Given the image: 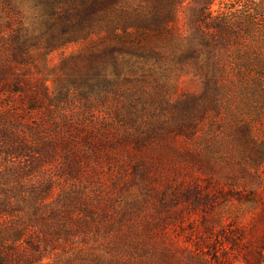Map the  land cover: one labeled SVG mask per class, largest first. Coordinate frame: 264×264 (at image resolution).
<instances>
[{
	"label": "rangeland",
	"instance_id": "1",
	"mask_svg": "<svg viewBox=\"0 0 264 264\" xmlns=\"http://www.w3.org/2000/svg\"><path fill=\"white\" fill-rule=\"evenodd\" d=\"M127 6L154 10L155 0ZM51 9L46 0H0V16L36 36L55 18ZM171 16L169 35L157 41L160 60L135 71L133 58L123 62L118 53L116 66L102 67L104 89L89 96L66 93L65 72L110 42L99 43L103 30L53 49L29 48L28 62L15 69L50 94L61 86V98L72 97L64 108L31 111L21 94L0 93V129L19 132L33 150L24 157L4 152L0 138V198L20 176L23 190L12 189L31 208L33 192L46 190L32 180L50 178L45 215L63 202L58 195L86 186L115 219L96 236L72 219L68 236L51 220L45 236L73 248L57 244L43 264H264V0H177ZM8 33L1 26L0 67L8 62ZM128 131H142V143ZM83 135L93 137L90 144ZM61 142L69 150L81 145L76 154L87 158L77 179L68 177ZM47 152L52 161L42 160ZM130 158L139 159L141 172L134 174ZM8 231L1 223V241L11 239Z\"/></svg>",
	"mask_w": 264,
	"mask_h": 264
},
{
	"label": "trees",
	"instance_id": "2",
	"mask_svg": "<svg viewBox=\"0 0 264 264\" xmlns=\"http://www.w3.org/2000/svg\"><path fill=\"white\" fill-rule=\"evenodd\" d=\"M46 1L52 5L53 9L50 10L49 14L55 16V18L48 25V29L39 36L29 33L26 28L19 27L18 24L13 22V18L9 14L5 17L0 16V30L1 26L5 24L10 32L6 34L5 38L8 62L0 67V80H2L0 81V93L21 94L31 111H36L38 108H45L46 110L58 107L64 108L70 103L72 97L70 98L66 94L65 97L61 98V86L54 90L55 93L50 94L45 85L32 84L29 79L18 74L15 66L17 63L24 64L28 62L29 48L42 46L44 49H53L71 41L84 39L96 29L103 30V36L99 43H105V37L109 38L110 42L100 49H92L89 53L80 57L77 60L79 64H74V69L65 72L68 79L67 85H70V87H67L66 93L67 90L69 92L72 88V90L77 91L78 95L89 96L104 89L101 83L108 81L102 67L109 63L116 66L118 53L123 56L121 57L123 62L127 60V56L133 58L135 71L143 69L146 60H160V48L157 41L162 38L165 39L169 35L167 22L172 20L171 12L174 4L177 3V0H166V2L165 0H155L154 10L139 11L136 9L137 7L129 8L127 6L129 0ZM7 2L8 0H6ZM113 12L112 17L108 16ZM119 30L120 32H118ZM148 71L152 70L148 68ZM143 72L144 70L140 74ZM130 73L133 74L134 70H131ZM127 77L129 76L123 75L121 70V78L126 80ZM37 84L39 87H36ZM37 89H39V92H37ZM74 91L71 93L72 95H75ZM68 133L73 137L75 135L72 130H69ZM126 134H129L133 141L137 140L138 145L144 140L142 131H128ZM63 137L61 140L63 139V142H66ZM88 137L91 136L83 135L81 139L86 144H90L87 141ZM0 138H4V145L1 148L4 152L16 153L15 155L19 157L28 156L29 153L33 152L32 147H27L21 142L19 132L1 128ZM91 138L93 139V137ZM14 139L18 140L15 145L11 143ZM62 144L63 149L66 148L68 154L67 169L71 170V175L68 177L77 179L84 170L83 161L86 162V165L88 163L87 158L80 153L79 155L76 154L77 148L81 146H76V142L71 144L72 151L69 150L67 145ZM97 149L96 147L95 150L97 151ZM91 150L90 148V152ZM96 151L93 154H96ZM130 159L134 174L141 172L138 167L140 166L139 159ZM42 160L45 162L52 161L51 153L47 152ZM98 171L96 170L95 173ZM72 172H76L75 175ZM20 179L19 176L14 186L3 187L5 189L1 192L0 220L9 217L6 222L2 221L1 223H4V227L10 229L6 235H9L11 239L4 238L5 240H0V264L40 263L50 251L58 247L57 244H61L60 249L66 247L72 249L73 245L71 243L57 241L56 234L51 233L45 236L47 235V226L51 223V220H56L58 227L62 228V231L66 232L68 236L71 235L72 228L70 229L66 222L71 219L76 222L78 229L93 228L94 236L101 229L109 230L113 227L115 219L110 214V209H104V201L97 191H91L86 186H74L76 189L70 187L66 193L58 195L57 202L62 195L63 202L58 206L55 204L49 207V214L45 215L46 207L41 202L44 204L45 198L52 188L53 181L50 178L40 179V182L32 180L36 184L43 183L42 186L46 190L43 191L42 188H39V192L34 191L35 200L33 199V203L36 202V204L31 208H26L28 206L24 205V202L28 201V197L17 194L16 190L12 189L23 190L26 181ZM84 179L88 181L86 175H84ZM21 203H23L22 206ZM8 220H13L14 227H11ZM112 253L117 256L116 253Z\"/></svg>",
	"mask_w": 264,
	"mask_h": 264
}]
</instances>
